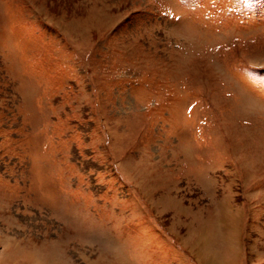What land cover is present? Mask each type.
Here are the masks:
<instances>
[{
  "label": "rangeland",
  "instance_id": "rangeland-1",
  "mask_svg": "<svg viewBox=\"0 0 264 264\" xmlns=\"http://www.w3.org/2000/svg\"><path fill=\"white\" fill-rule=\"evenodd\" d=\"M0 264H264V0H0Z\"/></svg>",
  "mask_w": 264,
  "mask_h": 264
}]
</instances>
